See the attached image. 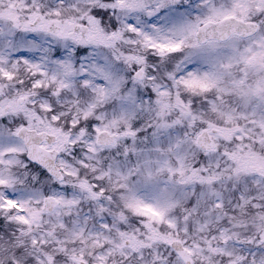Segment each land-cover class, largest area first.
<instances>
[{
    "label": "snow or ice",
    "instance_id": "1",
    "mask_svg": "<svg viewBox=\"0 0 264 264\" xmlns=\"http://www.w3.org/2000/svg\"><path fill=\"white\" fill-rule=\"evenodd\" d=\"M0 264H264V0H0Z\"/></svg>",
    "mask_w": 264,
    "mask_h": 264
}]
</instances>
